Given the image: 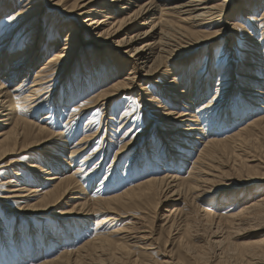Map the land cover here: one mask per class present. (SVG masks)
Segmentation results:
<instances>
[{
  "label": "bare ground",
  "instance_id": "bare-ground-1",
  "mask_svg": "<svg viewBox=\"0 0 264 264\" xmlns=\"http://www.w3.org/2000/svg\"><path fill=\"white\" fill-rule=\"evenodd\" d=\"M1 2L0 16L9 12L15 19L0 27V84L4 85L0 88V168L8 166L2 163L9 156L28 151L40 153L34 161L30 159L21 164L22 168L31 169L39 181L34 177L31 181L35 184L31 187L28 182L14 177L15 181H9L14 182V186L8 188L15 194L0 199L12 197L17 201L8 208L5 199L0 204L16 219L23 216V220L30 222L33 219L30 216L41 220L40 215L48 214L59 222V227L53 225L56 229L46 228V224L40 229L32 226L25 229L22 224L18 229L14 224L11 231L0 218L3 224L0 226V258L3 261L19 264L29 260L28 263H32V255L21 259L24 248L29 247L35 253L39 249L47 251L48 245H63L59 247V254L44 259L41 264H144L145 255L153 253L159 258L150 264H264V195L246 203L237 212L212 207L205 210L201 206L219 190L222 193L234 189L231 198L237 199L242 195L235 197L240 192L236 189L251 184L263 185L259 182L264 181V157L255 155L261 146H255L254 152L251 149L252 155L247 152L248 156L258 159L242 158L239 151L258 141L254 128L264 122V117H256L255 112L256 109L264 112V103L256 101L260 99L258 95H264V0H61L60 3L57 0H21L20 5H14L13 0ZM53 13L69 20L67 25L53 30L46 27L47 32L42 31L40 35L41 18L45 15L49 19ZM68 25L71 27L66 30V38L58 40L57 30H64ZM134 29L137 32L130 33ZM239 32L242 33L240 39L247 43L241 55L234 58L240 63L236 66L241 73L238 77L232 71L234 64L228 65L232 54L236 53L232 49L228 50L227 65L217 62L211 67L212 59L206 57L204 64L198 66L199 61L198 67L191 66L197 70L193 76L188 69L176 67L180 61L171 63L186 52L202 48L209 51L212 44L226 47V41H234ZM120 33L125 36L116 40ZM38 37L44 38L39 40ZM52 38L55 41L50 42L49 47L41 48L42 42ZM139 38L144 40L134 45ZM90 44L99 54L98 61H107V66H104L106 63L102 67L98 62L78 60L74 66L75 54ZM21 45L25 49L23 52ZM105 47L115 53L118 50L127 52L122 53L125 60H119L117 53L107 55ZM40 49L52 50L45 58L47 52L43 55ZM126 59L133 64L125 65ZM67 75L70 79L66 81ZM88 81L89 90L84 87ZM234 81L238 86L233 89L232 85L228 92ZM147 82L155 84L158 92L148 91ZM122 83L129 87H119ZM59 87L67 94L58 102H52L51 99H58ZM242 91L250 94L236 101ZM84 93L88 94L87 100L82 98ZM228 93H231L232 102L226 98ZM127 94L139 100L137 109L133 103L132 110H127L128 104L123 112H120L122 108L116 110L117 106L111 112L104 111L106 103L115 101L120 95L125 98ZM167 96L170 102L166 101ZM124 98L119 106L129 101ZM143 104L150 108L147 110H152L153 120L145 122L140 132L131 135L135 128L125 131L124 127L131 122L132 125L139 116L146 118V107H140ZM93 108L101 110L98 125L95 116H90ZM44 110L47 116L39 119L37 115L44 114ZM104 113L105 120L101 121ZM248 114L255 117L246 121ZM54 116H57L56 122L50 119ZM214 120L216 125L222 121L230 132L222 135V128L209 129ZM105 122H111L106 123L109 126L106 130ZM152 127L154 130L149 136ZM70 129L75 132L71 133ZM71 137L75 143L67 147L70 151L66 155L62 145L70 144ZM106 138H110L111 144L103 148ZM114 142L116 149L112 145ZM166 144L171 149L167 157L157 147H168ZM92 146V151L85 154ZM60 153L68 160L60 159ZM97 154L100 156L96 157ZM108 155L111 166L114 163L121 167L111 173V181L106 178L113 168H108L105 175L101 170L96 172V166L101 159H108ZM41 156L51 159L52 166ZM78 156L81 157L76 162ZM93 157L98 161L95 167ZM125 157L128 159L122 163ZM226 158L233 159L229 170L224 167ZM12 173L18 177V172ZM98 176L99 184L95 185ZM93 177L96 178L92 181ZM126 179L121 191L113 193ZM241 192L243 196L247 194ZM76 218H87L88 223L92 220L96 229L92 238L67 249L74 241L70 243L65 230L69 228L71 236H75L76 227L80 234L83 230L82 223H75ZM156 218L164 221L167 232L164 237L154 232ZM207 227H211L210 235L214 237L220 233L219 237L213 239V245H197L194 237L201 231L200 234L205 233ZM243 227L249 228L244 230L253 233V239L240 240ZM58 228L59 232L65 230L57 233ZM47 232L49 239L45 240ZM170 240L178 244L172 252L167 250ZM158 245L163 246V253L158 252ZM18 246L19 252L15 254L12 249ZM132 253L137 254L136 257ZM14 255L18 262L10 259Z\"/></svg>",
  "mask_w": 264,
  "mask_h": 264
},
{
  "label": "rangeland",
  "instance_id": "rangeland-1",
  "mask_svg": "<svg viewBox=\"0 0 264 264\" xmlns=\"http://www.w3.org/2000/svg\"><path fill=\"white\" fill-rule=\"evenodd\" d=\"M1 1H3V2H1ZM14 1V5H16V4H18L19 3V5L21 4V0H13ZM0 2L1 3H4V0H0ZM92 8V7H91ZM114 11V10H113ZM112 13V12H111ZM258 14H259V12H258ZM115 15V13H112V16H114ZM7 16V17H6ZM45 16V15H44ZM44 16L41 18V22L42 23H40V25H41V27H42V29L40 30V35L42 34V31H45V32H47V30L45 29L46 27H49V28H52L51 30H53V28H61L63 25H67V23H68V21H67V19H65V18H63V16L61 15L60 16V14H57V17H56V14L54 15V13H53V15L48 19L46 16H45V18L47 19V21L44 19ZM1 18H0V27H1V25H2V27L1 28H3V27H5V25L9 22L8 20V17H9V12H7L4 16H0ZM5 18V19H4ZM57 18V19H56ZM87 18H89V17H87ZM56 19V20H55ZM58 19H62V20H59V21H57ZM66 21H65V20ZM4 20V21H3ZM55 20V21H54ZM251 20V19H250ZM2 21V22H1ZM6 21H8V22H6ZM62 21H65V22H63L62 23ZM238 21H236L235 23L239 26L240 25V23L238 24L237 23ZM62 23V24H61ZM65 23V24H64ZM13 24V23H12ZM11 26V25H10ZM9 26V28H11ZM69 27H71V26H66V28L64 29V30H57V33H56V36H58V40H63L64 38H66V34H67V28H69ZM50 31V30H49ZM132 32H137L135 29L134 30H132V31H130V33H132ZM54 33V32H53ZM20 34H22V31H20L19 32V35ZM17 35H18V33H17ZM236 35L238 36L237 38H235V40L234 41H226V43L228 42V47L226 46V47H223L222 48V45L221 44H218V45H216L215 46V44L213 45L212 44V46L210 45V49L211 50H209V51H207V50H203V48H202V50H195V51H190V52H186V53H184V54H182L180 57H178V58H174L173 60H171V63H172V65H174L177 61H180L177 65H176V67H179V66H182V68H180V69H184V68H186V69H188L187 71H190L191 72V76H193V75H195L196 73H197V70H194V68L193 67H191V66H193L194 64H196V66H197V63L200 61V63L198 64V66H200L201 64H204V58H206L207 57V59H212L211 61L212 62H210V66L211 67H213V66H215L216 65V63L217 62H220L222 65L223 64H225V65H227V62H228V55L230 54L229 53V51L228 50H230V49H232V51L233 52H236V53H234V54H232V56H231V59H230V61H229V64L228 65H230V67L233 65V69H232V71H233V74H236L235 76H237V75H241V73H240V70H238V68H236V66H238L240 63L239 62H236V61H234V58H236V57H239L240 55H241V50H244V45H245V43H247V41H245V40H243L242 41V39H240V38H242V33L241 32H239V33H236ZM39 36V35H38ZM125 36V34H123V33H120L115 39L117 40V39H121L122 37H124ZM47 37V36H46ZM39 38V40H41V39H43L42 37H38ZM144 39H142V38H139V39H137V42H135L134 43V45H140L141 43H142V41H143ZM55 41V39L54 38H52L51 39V41L49 40H47V42L45 41V42H42V46H41V48H46V47H49L48 45H50V42L52 43V42H54ZM49 42V43H48ZM45 44V45H44ZM24 45H26V43H23V46ZM20 46V45H19ZM22 45H21V48L23 47ZM214 46V47H213ZM111 47V46H110ZM237 47V48H236ZM20 48V50H22V52L23 51H25V49H23V48H26L25 46L21 49ZM43 48V49H44ZM222 48V49H221ZM19 49V48H18ZM43 49H40V51L42 50L43 51ZM111 49L112 50H114V48H112L111 47ZM111 49H108L107 47H105V50L104 51H106L108 54L107 55H110V54H114L115 52H113ZM224 49V50H223ZM239 49V50H238ZM52 50V49H51ZM51 50H49V51H51ZM40 52L41 54H45V52H47V54H45L46 56H45V58L50 54V52L47 50V51H43V52ZM16 53H18V52H16ZM117 53V52H116ZM115 53V54H116ZM122 53H127V52H123V51H121L120 52V50H118V53H117V55L116 56H118L119 57V60H120V58L122 59V60H125V56H123L122 55ZM207 53H209L208 55H207ZM97 52H96V50H95V47L94 46H92L91 44L90 45H88L86 48H82V51H79L78 53H76L75 54V57H74V62H73V64H74V66H75V61L76 60H78V61H80L81 63L82 62H86V61H90L91 63H92V61H94V62H98V64L100 65V66H102L104 63H106V64H104V66L106 65H108V62L107 61H105L104 63H101V60H99L98 61V58H97ZM102 56H105L104 55V52H103V50H102ZM99 55V54H98ZM91 57V58H90ZM97 58V60H95L96 58ZM105 58V57H104ZM89 59V60H88ZM118 60V61H119ZM136 61V60H135ZM188 62V63H184V62ZM100 62V63H99ZM233 64H232V63ZM238 63V64H237ZM129 64V66H131L133 63L132 62H129L127 59H126V64L125 65H128ZM244 64H246V62H244ZM77 65V64H76ZM73 66V67H74ZM82 66V65H81ZM197 66V67H198ZM245 66V65H244ZM103 67V66H102ZM80 68V67H79ZM113 70H115V66H114V68H113ZM169 71H171V72H173L174 71V69H169ZM72 71L70 70L69 72H68V74L69 73H71ZM115 74H117V72H114ZM81 74V73H80ZM79 74V75H80ZM78 75V76H79ZM238 77V76H237ZM88 78V76L86 77V79ZM235 77H232V79H234ZM64 79L67 81V80H69L70 79V77H69V75H67V77H64ZM235 80V79H234ZM65 81V82H66ZM157 81H158V78H157ZM211 81L213 82H215V80H213V79H211ZM158 82H160V81H158ZM235 82L236 81H234V82H231V88H230V90H228V92L229 91H231V89H232V85H233V89H234V87H237L236 85H235ZM110 85V83L109 84H107L105 87H108ZM151 85V86H150ZM146 86H147V88L149 87V88H151V89H149L148 88V91H153V92H155V93H157L158 91H157V87H156V85L155 84H153V83H151V82H147L146 83ZM58 87V85H56V88ZM84 87H88V90L91 88L90 87V84H89V81H88V83H86L85 82V86ZM105 87H102L101 89H104ZM94 89H96V88H93V90ZM92 90V91H93ZM62 92V93H61ZM164 92H165V90H164ZM243 92V94H241V93H239V95H237V97H236V101H238L242 96V98L244 99V97H247V95L248 94H250V92H244V91H242ZM64 93V94H63ZM56 94H57V97H58V99H55V98H53V99H51V101L53 102V101H59L60 100V98L61 97H64V95H66L67 94V91L66 92H64V91H62V88L61 87H59L58 88V90L56 91ZM86 95H88V94H82V98L84 97V100H87L88 98H87V96ZM93 95V94H92ZM258 95V94H257ZM52 96V95H51ZM239 96V97H238ZM263 96V97H262ZM87 98V99H86ZM124 97H123V95H120L119 97H117L116 98V100L115 101H112V102H110V103H106V107L104 108V111L106 110V112L108 111V112H111L112 110H113V107H118L116 110H120L121 108L123 109H121L120 110V112H123V111H125L126 109H124L128 104H129V106H130V108H127V110H132L134 107H135V105H136V109L138 108V104H139V100L136 98V96L135 95H133V94H127V95H125V98L124 99H128L129 101H126L125 100V102H123V105H121V106H119L120 104H122V99H123ZM227 99H229L228 100V102H232V96H231V93H228L227 94V97H226ZM241 98V99H242ZM258 98H260L259 100H256V101H258V102H260V104H263L264 103V95H258ZM168 99V100H167ZM143 100H146V99H143ZM174 99H172V101H173ZM166 101H168V102H170L171 101V99H170V97L169 96H167L166 97ZM57 102H55V103H57ZM133 103L135 104V105H133ZM226 103V102H225ZM171 104H172V102H171ZM115 105V106H114ZM138 105V106H137ZM143 107V106H145L146 108H145V110L147 111L146 113H147V116H146V118L145 119H142L141 118V116H139L137 119L135 118V122L131 125V123L129 124L128 123V125H127V127H124V130L125 131H127V129H129V128H131L132 130V133H131V135H133V134H135L136 132H140L141 131V128L144 126V124H145V122H151L152 120H153V114H151V112H152V110H147V109H150L149 107H147L145 104H143V105H140V107ZM216 107V104L215 105H213V107L212 108H215ZM220 107V106H219ZM100 108H93L92 109V111L90 112V116H95V120L94 121H96V125H98V123H99V117H100V115H101V110H99ZM193 109H198V107H196V106H193ZM222 109H223V107H222ZM214 111V110H213ZM212 111V112H213ZM261 111V112H260ZM255 112H256V114L258 115V116H256V117H264V112H262V110L260 109V110H255ZM258 112V113H257ZM66 113V112H65ZM92 114V115H91ZM209 113H207L206 115H208ZM43 115V116H42ZM38 117H39V119H42L43 117H45V116H47L46 115V110H44V114L43 113H41V114H38L37 115ZM42 116V117H41ZM104 116H105V113H104V115L103 116H101L102 117V119H101V121H103V120H105V118H104ZM152 116V117H151ZM249 117V118H248ZM248 117L245 119L246 121H249V120H251L252 118H254L252 115L250 116V114H248ZM51 119V121L52 122H56V120H57V116H54V117H51L50 118ZM215 121L216 120H214V123L213 124H211L210 126H209V129H211L212 127L213 128H215V129H218V130H220V128H222L223 130H224V133H222V135H224V134H226V133H229L230 132V128L228 127V128H224V127H226V125L221 121L220 123H222V124H218V125H216L215 124ZM58 122V121H57ZM82 122H80V124H81ZM106 123H110L111 124V122H105L104 124H103V126H104V129L106 130L107 128H109V126L108 125H106ZM152 124V123H151ZM231 124V123H230ZM95 125V126H96ZM237 125V124H236ZM114 126H115V124H114ZM220 126V127H219ZM223 126V127H222ZM78 127V126H77ZM76 127V128H77ZM154 128H155V126H153ZM151 128L149 131V136L152 134V132H153V130H154V128ZM76 128H74V129H76ZM67 129L69 130V127H67ZM112 131H113V129H115V128H113V126H112ZM259 129H261V130H259ZM70 131H71V133H72V131H73V133L75 132L74 130H72V129H70ZM111 130L109 131L110 132V134H113V132H112ZM152 131V132H151ZM216 130H214L213 132H215ZM235 130H233L232 132H234ZM254 132H256L257 133V136L255 137V138H258V141H256V142H254L253 144H252V146H251V144H250V146L248 147V148H246L245 147V149H247V150H245V149H241V151H239V153H240V156L242 157V158H246V159H252V157H254V156H252V157H250V156H248V154L249 155H252V153H251V149H252V152H254V149L253 148H255V146H258V145H260L261 147H259V149L258 150H256L257 152H256V154L255 155H258V158H260V157H264V122L262 123V124H259L258 126H256L255 128H254ZM119 134H117V136H118ZM71 139H72V141H71V143L70 144H64V145H62V148H63V150H64V152L63 153H65L66 152V155L67 154H69V151H70V149H67V147L68 148H71L72 146H73V142L75 143V141H73V138L71 137ZM70 139V140H71ZM142 140H143V138H142ZM204 139H202V141H203ZM109 141V142H108ZM117 141V140H116ZM139 141V140H138ZM107 142V143H106ZM61 143V139H59V143L58 144H60ZM143 143L144 142H142L141 143V140H140V145L141 146H143ZM168 143H170V142H168ZM111 144V141H110V138H106V139H104V146H103V148L105 147V146H108V145H110ZM67 145V146H66ZM112 145H114V149H116L117 148V144H115V142L112 144ZM66 146V147H65ZM95 146H96V144H95ZM140 146V148H142ZM166 146H168V147H162V146H157L160 150H161V154L163 155V153L165 152L166 154H165V156L167 157L168 155H167V153L169 152V151H171V149L169 148V144H166ZM252 147V148H251ZM94 148V146H92L89 150V152H86L85 154H89L91 151H92V149ZM245 150V151H244ZM102 152H104V151H100V153H102ZM189 152V151H188ZM244 152V153H243ZM247 152H249V153H247ZM261 154H260V153ZM25 153V154H24ZM24 153H19V154H17V155H14V156H9L6 160L7 161H9V162H4V161H6V160H4L3 161V163L2 164H8V166H6V167H1L0 168V197H3V196H9L10 194H15V192H9L10 190H11V188H8L9 186H14V182H9L10 180H12V181H15V178H19L18 180H20V181H22V182H28V185H30L31 187H34V184L35 183H33V181H31L34 177H35V175L33 174V171L30 169V170H27V169H25V168H22L21 167V164H23V161H27V160H30V159H32V160H30V161H34L35 159H37L38 158V156H37V153H40V152H37V151H28L27 153L26 152H24ZM58 154V157L60 158V159H65L66 158V160H68L67 159V157H65V154ZM99 153V154H100ZM247 153V154H246ZM24 154V155H23ZM99 154H97L96 155V157H99L100 155ZM244 157H243V156ZM103 156H105V154H103ZM247 156V157H246ZM21 157H23V159H21ZM42 158V160H44V161H47L46 159H48L49 161H50V166H52L51 165V159H49L48 157H43V156H41ZM80 157L81 156H78L77 158H75V161L77 162L79 159H80ZM46 158V159H45ZM257 158V156H255L254 157V159H258ZM13 159H16V162H10L11 160H13ZM41 159L39 160V162H41ZM128 158L127 157H125L123 160H121L122 161V163H124L126 160H127ZM91 160H92V165H93V167H95L94 166V164L95 163H97L98 161H96L95 160V157H93V158H91ZM101 161L102 162H100L97 166H96V172L98 171V170H101V174H103V175H105V173H106V170L108 169V168H110V169H112L111 171H110V174H109V177L108 178H106L108 181H111L112 180V178H111V173L112 172H114L115 171V169H117L118 168V171L119 170H121V167L119 166V165H113L114 163H112V166H111V157H110V155H108V159H106V160H104V158L103 159H101ZM55 162L57 163V160H55ZM224 167H225V169L226 170H229L230 168H231V165L233 164V159L232 158H226L225 160H224ZM77 164V163H76ZM10 165V166H9ZM185 165H187V164H185ZM58 166H61V163H58ZM97 167H98V169H97ZM53 168V167H52ZM120 168V169H119ZM129 169L130 168H128L127 170H126V172L127 171H129ZM11 171H13V172H18L19 174H18V177H16L15 175H14V173H12V174H10V172ZM105 171V172H104ZM7 173V174H6ZM84 174V173H83ZM95 174H97V173H95ZM3 175H5V176H3ZM33 175V176H32ZM103 175H101L100 177H102ZM118 175H120V173L118 172ZM8 176H10L11 178H8ZM15 177V178H14ZM99 176H98V180L96 179V182L94 183L95 185H97V184H99V178H100ZM8 178V179H7ZM25 178H26V180H25ZM39 177L38 176H36L34 179L35 180H37V181H39V179H38ZM94 178H96V177H93L91 180L93 181L94 180ZM111 178V179H110ZM235 179V178H234ZM28 180V181H27ZM30 180V181H29ZM125 182H122V183H120V186L118 187V186H116L117 188V190L116 191H114L113 193H116V192H120L121 190H119L120 189V187H122V185H125L126 183H127V179L126 180H124ZM12 183H13V185H12ZM30 183V184H29ZM107 184H110V182H107ZM259 184H263V185H257V184H251V185H247L246 187H240L239 189H236V191H240V192H238V194L235 196V197H237L238 195H242V197H238L237 199H232L231 198V196H234V194H233V190L234 189H230V190H225L224 192H222V193H219L220 192V190L218 191V193L216 192L215 194L213 193L211 196H209L208 197V199L206 200V202H202L201 203V206L202 207H204V209L205 210H207L208 208H213V209H216V210H222V211H226V210H230V209H233L232 211L233 212H237V211H239V209L240 208H242L246 203H249V202H251V201H253L254 199H256V198H258V196H263L264 195V181L263 182H259ZM33 185V186H32ZM109 186V185H108ZM115 186V185H114ZM240 186V185H239ZM5 187V188H4ZM14 188V187H13ZM96 189V188H95ZM94 189V190H95ZM241 191H245V192H247V194L245 195V196H243V194H242V192ZM112 193V194H113ZM219 194V195H218ZM11 199H7V198H3V199H0V203H2L3 202V200L5 199V201L7 202V204L5 205V206H7L6 208H8L9 206H11V205H14V203H15V201H17L16 199L17 198H12V197H10ZM4 201V202H5ZM213 201H214V205H213ZM211 203V204H210ZM179 207H181V204L180 205H178ZM6 208L4 207H1V204H0V218L2 219V221L4 222V223H6V224H8V226H10V229H11V231H12V228H13V225L14 224H16V227L18 228V229H20V227L22 226V224L23 225H25V229H27V227L28 228H30L31 226V228H33V227H36V228H38V229H40V228H42V225L43 224H46L47 225V227L46 228H49V227H51V226H57L58 225V227H59V222H58V220H56V219H54V218H52V216H49L48 214H44V215H40L41 216V218L43 219H37L35 216H30V218L32 217L33 219L32 220H30V222L28 221H26V220H23V216H17V219L15 218V216L12 214V213H9V212H7V211H9V209H7V211H5L6 210ZM186 209H187V206H186ZM222 211H220V212H222ZM218 212V211H217ZM186 213V212H185ZM158 218V217H157ZM156 218V220H155V222H154V227H155V231L154 232H156V233H160L159 235H160V238H161V236L162 237H164L165 235H166V229H165V225H163V222L164 221H162V222H159V219H157ZM197 218V221H199V217H196ZM19 219H21L22 220V222L19 220ZM88 219L87 218H84V219H82V218H80V220H77V218H76V220H74L75 221V223H78V224H80V223H82L83 224V230H81L82 231V233L80 234V232H77V231H79L78 229H77V227H76V229H75V232H74V235L76 236H71L72 234H71V232H70V229L68 228L67 230H65V231H67V235H68V237L66 236V238L68 239H70V243L72 244L73 243V241H74V243L72 244V245H70V248H68L67 247V249H73V248H75V247H77V245L79 246V245H81L83 242H84V240L86 241V240H88L89 238H92V236H93V232L95 231V229L96 228H93L94 227V224H93V221L91 220L89 223H88V221H87ZM85 222H87V223H85ZM200 223H202L201 221H199ZM30 223V224H29ZM92 223V224H91ZM88 224V225H87ZM0 226H3V224H0ZM53 226V229H56L55 227ZM71 226H73V225H71ZM159 226V227H158ZM209 229H211V227L210 228H208L207 227V231L205 232V233H202V234H200L201 232H199V234H196V236L194 237V239H193V241L197 244V245H202L203 243H205L206 245L208 244V243H210L211 245H213L212 244V242L217 238V237H219L218 235H220V233L217 235V234H215L214 235V237L212 236V235H210L209 234ZM245 229V227H243V230L241 231L243 234V236L240 238V240L242 239V238H246V239H253L252 237L254 236L253 235V233H250V232H248V231H245V230H247V229H249L248 227H246V229ZM64 230H62V231H60L59 232V228L57 229V233H62ZM165 230V231H164ZM159 231V232H158ZM223 231H224V229H223ZM244 231V232H243ZM207 233V234H206ZM250 233V234H249ZM47 235L49 234V232H47L46 233ZM172 235H173V233H172ZM224 235V234H223ZM203 236V237H202ZM211 236V237H210ZM49 235L46 237V239L45 240H48L49 238ZM75 237V238H74ZM65 238V239H66ZM88 238V239H87ZM209 238V239H208ZM237 238V237H236ZM66 239V240H67ZM212 241H211V240ZM214 239V240H213ZM69 241V240H68ZM201 241H203V242H201ZM239 241V240H238ZM66 242V241H65ZM64 242V244H66ZM62 243V242H61ZM63 244V243H62ZM209 245V244H208ZM40 246V245H39ZM60 246H63V245H60ZM60 246H49L48 245V247L46 248L47 249V251L45 250V249H39L38 251H35V253L33 252V250H31V248H29V247H26V248H24L21 252H24L25 251V253H23V255H24V257L23 258H21V259H26L27 258V256H29V255H32V256H34L33 257V259H32V261H34V262H32V263H28L29 262V260H28V262H23V261H21V263L19 262V264H41L42 263V261H44V259L45 260H47V259H49V258H52L53 257V255L54 256H56L57 254H59L60 253V251H61V248H59ZM167 250H169V251H174V250H176L177 249V246H178V244H177V242L175 241V240H170L169 242H168V244H167ZM42 247V246H41ZM162 247V248H161ZM49 248V249H48ZM221 248V247H220ZM55 251H54V250ZM12 250H15V254L16 253H18L19 252V246L17 247V248H15V249H12ZM37 250V249H36ZM218 250V249H217ZM46 251V252H45ZM214 251V253H216V250H213ZM30 252V253H29ZM52 252V253H51ZM158 252L159 253H163L164 252V248H163V246H159L158 245ZM45 253V254H44ZM217 253H219V252H217ZM27 254H29V255H27ZM43 254V256H41V257H39L40 255H42ZM132 255L134 256V257H136V255L137 254H135V253H132ZM212 255H213V252H212ZM147 258H146V260H145V262H144V264H150V261L152 262L153 260L155 261V260H157L158 258H159V256H157L156 255V253H153V254H151V255H149V254H147V255H145ZM49 257V258H48ZM43 258V259H42ZM47 258V259H46ZM10 259L11 260H13V262H18L17 261V259H18V257H16L15 255L14 256H12V257H10ZM148 260V261H147ZM0 264H13L12 263V261H6V260H4L3 261V259H1L0 258Z\"/></svg>",
  "mask_w": 264,
  "mask_h": 264
},
{
  "label": "snow or ice",
  "instance_id": "snow-or-ice-1",
  "mask_svg": "<svg viewBox=\"0 0 264 264\" xmlns=\"http://www.w3.org/2000/svg\"><path fill=\"white\" fill-rule=\"evenodd\" d=\"M61 2V0H57V3H60ZM223 5H221V7H222ZM8 19L9 20H12V19H15V17H12V16H9L8 17ZM212 35H215V33H213ZM53 59H55V58H53ZM4 87V85L3 84H0V88H3ZM119 87H121V88H127V87H129V85L128 84H121V85H119ZM106 95H108V94H106ZM74 111H78V109H74ZM128 113H125V115H127ZM21 159H23V157H21Z\"/></svg>",
  "mask_w": 264,
  "mask_h": 264
}]
</instances>
